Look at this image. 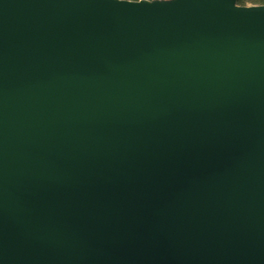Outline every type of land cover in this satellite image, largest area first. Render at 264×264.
<instances>
[{"label":"water","instance_id":"water-1","mask_svg":"<svg viewBox=\"0 0 264 264\" xmlns=\"http://www.w3.org/2000/svg\"><path fill=\"white\" fill-rule=\"evenodd\" d=\"M0 264H264V5L0 0Z\"/></svg>","mask_w":264,"mask_h":264},{"label":"clouds","instance_id":"clouds-1","mask_svg":"<svg viewBox=\"0 0 264 264\" xmlns=\"http://www.w3.org/2000/svg\"><path fill=\"white\" fill-rule=\"evenodd\" d=\"M129 3H135V4H142L144 3V0H128ZM149 2H152V0H149ZM255 3L257 5H264V0H255Z\"/></svg>","mask_w":264,"mask_h":264},{"label":"trees","instance_id":"trees-1","mask_svg":"<svg viewBox=\"0 0 264 264\" xmlns=\"http://www.w3.org/2000/svg\"><path fill=\"white\" fill-rule=\"evenodd\" d=\"M155 1V0H152ZM238 3L242 6L248 5V4H252L254 6H256L257 4L255 3V0H238Z\"/></svg>","mask_w":264,"mask_h":264},{"label":"rangeland","instance_id":"rangeland-1","mask_svg":"<svg viewBox=\"0 0 264 264\" xmlns=\"http://www.w3.org/2000/svg\"><path fill=\"white\" fill-rule=\"evenodd\" d=\"M247 6H253L252 4H248Z\"/></svg>","mask_w":264,"mask_h":264}]
</instances>
